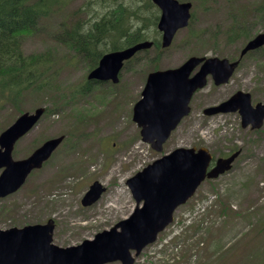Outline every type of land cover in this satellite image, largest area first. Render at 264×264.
I'll use <instances>...</instances> for the list:
<instances>
[{"label": "rangeland", "instance_id": "1", "mask_svg": "<svg viewBox=\"0 0 264 264\" xmlns=\"http://www.w3.org/2000/svg\"><path fill=\"white\" fill-rule=\"evenodd\" d=\"M185 1L193 3L192 23L176 35L157 65L150 61L155 50L138 55L126 65L120 83H92L86 95L79 92L75 98L77 87L87 86L91 66L83 57L68 64L67 47L56 39L63 32L61 22L67 21L84 0L65 6L61 15L49 17L24 41L22 49L27 55L54 53L56 61L50 74L58 75L51 78L52 87L59 85L61 94L71 100L58 109L61 101L55 106L51 97L60 91L48 88L37 96L26 95L18 107L5 104L0 109V133L21 114L46 108L48 113L17 143L13 157L23 159L46 140L59 136L68 137L69 142H64L52 160L32 174L17 193L0 200V229L45 224L53 219L54 244L77 246L131 216L136 201L127 181L165 153L176 148L207 147L219 158L241 149L233 169L205 182L135 264L264 263V126L260 130L243 128L239 113L203 115L206 107L240 90L252 94L254 105L264 101V52L246 55L227 85L216 87L210 81L198 92L192 100L191 115L173 133L163 152L157 153L142 141L132 119L134 105L152 70L178 67L192 55L238 58L246 40L238 38L229 43L225 38L236 19L247 21L240 27L251 36L264 33V18L255 10L264 6V0ZM244 11L245 19L241 18ZM50 108L55 112H49ZM96 181L106 192L93 206L84 207L82 199Z\"/></svg>", "mask_w": 264, "mask_h": 264}, {"label": "water", "instance_id": "2", "mask_svg": "<svg viewBox=\"0 0 264 264\" xmlns=\"http://www.w3.org/2000/svg\"><path fill=\"white\" fill-rule=\"evenodd\" d=\"M161 9L158 28L164 32L163 47H168L181 28L188 26L191 18L190 3L176 0H153ZM145 42L134 47L105 55L89 79L119 82L124 62L138 51L152 47ZM264 45V33L251 40L242 52ZM239 62L227 59L191 57L179 68L149 74L142 98L134 107L133 119L142 129L143 141L157 152L181 120L190 113V101L198 89L207 85L211 75L216 85L227 83ZM200 70L191 77L193 71ZM239 112L242 126L259 129L264 123V103L255 107L251 95L242 91L229 100L204 110L207 116ZM45 109L21 115L13 125L0 135V198L18 191L34 169L41 168L61 145L64 137L51 139L26 159L15 161L12 153L16 143L33 129ZM240 152L229 158L217 160L208 171L212 155L207 148H178L156 160L128 180L137 208L130 218L118 223L110 231L99 233L93 241L86 240L77 247L59 248L52 244L54 226H27L23 229L0 230V264H107L120 261L134 264L132 251L138 256L174 220V212L194 196L206 178H218L231 169ZM105 188L95 182L82 200L84 206L97 202ZM143 206L140 207V204ZM120 229V230H119Z\"/></svg>", "mask_w": 264, "mask_h": 264}, {"label": "trees", "instance_id": "3", "mask_svg": "<svg viewBox=\"0 0 264 264\" xmlns=\"http://www.w3.org/2000/svg\"><path fill=\"white\" fill-rule=\"evenodd\" d=\"M75 1L77 0H0V109L8 103L18 107L26 95L37 96L48 88L60 91V94L51 97L55 106L61 101L60 106H56L58 109L71 100L61 94L59 85L52 87L51 78L58 75L50 74L56 61L54 53L47 51L27 55L22 48L24 41L36 34L49 17H58L65 6ZM255 10L257 15L264 18L263 5ZM159 15L160 11L152 0H84L81 7L71 13L69 21L61 22L63 32L56 41L66 45L68 64H72L74 60L80 61L83 57L91 66L90 70H93L105 53L153 40L155 47L152 50L156 54L150 61L157 65L163 52L160 34L156 30ZM246 16L247 12L244 11L241 18L245 19ZM235 24L225 35L227 42L233 43L238 38L248 41L252 38L240 27L246 26V20L239 22L236 19ZM192 36L193 32L190 33V37ZM200 43L201 40L197 39V44ZM150 51L143 54L147 55ZM260 51L264 52V48ZM79 87L72 98L79 92L86 95L91 84ZM55 110L50 108L49 112L54 113ZM67 141L69 142L68 137Z\"/></svg>", "mask_w": 264, "mask_h": 264}, {"label": "bare ground", "instance_id": "4", "mask_svg": "<svg viewBox=\"0 0 264 264\" xmlns=\"http://www.w3.org/2000/svg\"><path fill=\"white\" fill-rule=\"evenodd\" d=\"M48 1V0H47ZM116 25V24H115ZM92 36V35H91ZM82 41V40H81ZM112 49V48H111ZM96 57V56H95Z\"/></svg>", "mask_w": 264, "mask_h": 264}]
</instances>
